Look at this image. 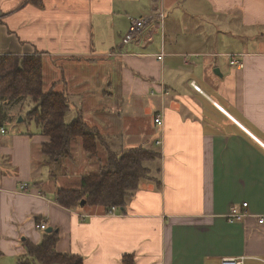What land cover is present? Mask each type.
<instances>
[{"label": "crops", "instance_id": "crops-1", "mask_svg": "<svg viewBox=\"0 0 264 264\" xmlns=\"http://www.w3.org/2000/svg\"><path fill=\"white\" fill-rule=\"evenodd\" d=\"M149 16L162 27L122 46L130 19ZM3 54L40 56L44 91L76 96L107 143L150 144L159 174L113 214L63 208L57 190L74 188L51 178L49 139L36 124L8 133L24 106L2 120L0 101V264L48 228L82 264H264V0H0ZM233 206L240 221L226 217Z\"/></svg>", "mask_w": 264, "mask_h": 264}, {"label": "trees", "instance_id": "trees-1", "mask_svg": "<svg viewBox=\"0 0 264 264\" xmlns=\"http://www.w3.org/2000/svg\"><path fill=\"white\" fill-rule=\"evenodd\" d=\"M42 62L38 55H0V101L3 108L32 100L34 106L26 113L33 120L40 134L49 140L41 146V154L48 164L50 176L57 178L51 164H58L70 154L72 143L80 139L84 152L95 155L104 138L95 128H89L80 112L69 122L66 115L70 110L69 97L65 94L44 91ZM4 104V105H3ZM104 148L106 146L104 145ZM106 158L96 173L83 174L74 189H59L56 202L66 209L100 207L104 211L111 207H122L138 189L142 180L150 178L149 164L156 159V152L139 146L117 154L108 149ZM158 155V154H157ZM58 233H46L40 244H26V254L17 264H82L79 256L58 253L55 245ZM121 264H135L134 256H122Z\"/></svg>", "mask_w": 264, "mask_h": 264}, {"label": "rangeland", "instance_id": "rangeland-1", "mask_svg": "<svg viewBox=\"0 0 264 264\" xmlns=\"http://www.w3.org/2000/svg\"><path fill=\"white\" fill-rule=\"evenodd\" d=\"M141 32V31H140ZM139 32V33H140ZM138 33V34H139ZM137 34V35H138ZM136 35V36H137ZM122 43V42H121ZM69 104H70V110L66 115V122L71 121L75 116H76V96H70L69 97ZM23 109L19 111V107H14L13 110L8 112V120H7V131L8 133L12 131H21V132H34L37 127L33 121H28L26 118V113L32 109L33 107V102L30 99H27L25 104H23ZM143 112V111H142ZM158 113H155L153 117V123L155 126L157 124L154 122V118ZM144 115V113H143ZM14 116V118H13ZM138 116V114H137ZM22 120V122H20ZM133 130L131 129L130 132ZM109 132V131H108ZM108 140L104 138V144L103 145H98V151L97 153L93 156L90 155L86 152L83 151L81 147V140L77 139L72 143L71 149H70V154L68 157L64 158L62 161H60L58 164H51V167L53 168L54 172L59 176V184L62 185V187L66 188H77L79 185V177L83 174H88V173H96L98 172V169L101 167L102 162H104L106 158V153L108 149L111 153L117 154L120 152L122 149H131V148H137L139 146H142L139 142L130 140V143L126 141L125 138L119 140V141H111V143H107ZM159 140L155 141V144L159 146L160 144L157 143ZM109 142V141H108ZM104 145L106 148H104ZM111 145L113 147H111ZM122 146L120 149L119 147ZM151 146L150 144L148 145H143V147ZM113 148V149H112ZM159 163L158 161V155L156 154V159L153 161V163L149 164L150 167V177H158V171L157 170V164ZM40 172L42 176L46 175L47 176V169L46 168H41ZM133 196V195H132ZM83 202L84 207L85 202ZM80 202V203H81ZM95 208V207H91ZM113 208V207H111ZM111 208L109 210L111 211ZM115 208V207H114ZM117 208V207H116ZM115 208V209H116ZM87 209V208H86ZM244 216L246 213H241ZM262 220V219H261ZM261 221L259 220V223ZM224 261H237L235 259H223L221 261V264ZM17 264V262H16Z\"/></svg>", "mask_w": 264, "mask_h": 264}, {"label": "built area", "instance_id": "built-area-1", "mask_svg": "<svg viewBox=\"0 0 264 264\" xmlns=\"http://www.w3.org/2000/svg\"><path fill=\"white\" fill-rule=\"evenodd\" d=\"M158 20L162 21L163 16L162 15H158L157 17ZM153 16H149L147 18L143 17V18H138V19H130L129 22V27L128 30L125 34V36L122 38V46L130 43L135 37L136 35L142 31L143 29H145L147 27L148 24H150V27L152 29H160L162 27V22L158 21V20H154ZM160 27V28H159ZM159 59L161 58L158 57ZM231 65H234L236 67H241L239 61L235 58H232L231 60ZM154 122L157 124V126L162 127V116L161 113H158L155 118H154ZM7 133L6 129L2 126H0V137L4 136ZM159 143V141L157 142ZM25 188V187H24ZM247 204L243 203L242 207L246 208ZM113 211H115V208H111L110 214H113ZM227 219L229 222H234V221H240L244 215L240 214V211L237 210V207L233 206L230 209V212L227 213L226 215ZM262 223L263 220H260ZM39 228L41 230H44L46 228L45 224L41 223L39 225ZM222 264H241L239 261H224Z\"/></svg>", "mask_w": 264, "mask_h": 264}, {"label": "water", "instance_id": "water-1", "mask_svg": "<svg viewBox=\"0 0 264 264\" xmlns=\"http://www.w3.org/2000/svg\"><path fill=\"white\" fill-rule=\"evenodd\" d=\"M83 204H84V203H83V202H81V203H80V206H83ZM51 230H52L51 228H48V229L46 230V232H47V233H50V232H51Z\"/></svg>", "mask_w": 264, "mask_h": 264}, {"label": "bare ground", "instance_id": "bare-ground-1", "mask_svg": "<svg viewBox=\"0 0 264 264\" xmlns=\"http://www.w3.org/2000/svg\"><path fill=\"white\" fill-rule=\"evenodd\" d=\"M240 262V261H239ZM241 263V262H240Z\"/></svg>", "mask_w": 264, "mask_h": 264}]
</instances>
